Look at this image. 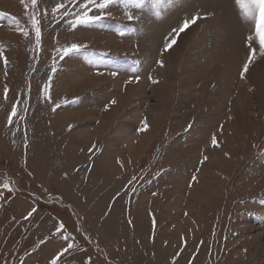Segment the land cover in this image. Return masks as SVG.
<instances>
[{
  "label": "rangeland",
  "instance_id": "obj_1",
  "mask_svg": "<svg viewBox=\"0 0 264 264\" xmlns=\"http://www.w3.org/2000/svg\"><path fill=\"white\" fill-rule=\"evenodd\" d=\"M37 5L0 0V264H51L68 244L58 264H264V53L244 9L116 0L74 28L75 3ZM71 43L87 49L63 57Z\"/></svg>",
  "mask_w": 264,
  "mask_h": 264
},
{
  "label": "snow or ice",
  "instance_id": "obj_2",
  "mask_svg": "<svg viewBox=\"0 0 264 264\" xmlns=\"http://www.w3.org/2000/svg\"><path fill=\"white\" fill-rule=\"evenodd\" d=\"M116 2V0H68V3H75L78 10L74 13V23L72 24V27H76L79 25H87L95 22H99L103 19H105L107 16H110L111 13L109 12V8L111 5H113ZM121 2L124 5H129V4H134L139 8L140 5L144 3V0H121ZM171 3V0H153V8L157 9L156 11V16H160L161 13L159 12V6L163 5L165 3ZM237 4L241 6V8L244 9L245 15L250 19L253 20L255 23V34L256 37L259 39V47L261 53H264V0H235ZM21 3H24V0H21ZM31 6L32 7H37V0H31ZM25 7H28V5H25ZM63 10L62 15H68V10L66 8V5L63 2H57L55 4V7L51 9L53 14H56ZM99 13V14H95ZM4 15V14H0ZM126 17L128 21H133V20H138L139 17H136L133 15L132 12H126ZM199 16H193L191 20H185L183 21V24L177 29L173 28L169 36L165 37V43H164V51L170 50L173 45L177 43V38L179 37V34L184 32L192 23H195L197 19H199ZM40 21L36 17L32 18V28L35 33V42L39 46L41 43V28L39 26ZM17 30L21 32V34L24 37H29V32L27 30L21 29L17 25ZM248 40L250 41L249 43V48H250V53L248 55L247 61L243 64V67L239 73L241 79L244 78L245 73L248 72L249 70V64L252 62V53L255 52V48L252 47L253 44H255V39L251 36L248 37ZM87 49L86 44H79V43H71L70 45L64 46L62 48V53L63 57H68L73 54L80 53L84 50ZM5 63L7 61L5 60ZM161 66H163V61H159ZM56 69L53 68L52 72H55ZM98 74H101L98 72ZM113 76L117 75V73L113 72L111 73ZM134 79L138 82L139 81V76H135ZM49 81H51V77H49ZM130 81H126L125 83H129ZM153 83H157L158 81L153 80ZM49 89V84H44L43 86V91L48 92ZM8 89L5 88V94H7ZM50 99V97H48ZM117 101L115 99H112L109 104L110 105H115ZM60 105L57 104L56 108H59ZM55 110V109H54ZM17 115V107L14 105L11 109V114L7 118V122L9 124H13V117ZM141 127L137 129L138 131H147L149 129V124L147 122V117H145L143 120H141ZM72 125H69L68 128L69 130L72 129ZM211 144L214 147H219V142L216 138L215 135L211 137ZM103 152V149L97 148L95 144L92 145V147L89 148V153L92 152ZM208 157L204 156L203 161H207ZM65 176H67V173H65ZM135 177H133V180ZM193 181L196 180V177L192 178ZM131 184V181L129 182ZM135 190L133 189V192ZM36 211L35 208H32L31 211L27 213V216H31L34 212ZM131 223V221H129ZM64 224L61 223L59 225V229H63ZM67 239V238H65ZM73 247L72 244H68L67 247L63 249V252H61L59 255L54 256L51 259V264H58V261L62 259L63 253L68 252L71 250ZM89 264H91V257H89ZM173 264H175V258L173 261Z\"/></svg>",
  "mask_w": 264,
  "mask_h": 264
}]
</instances>
